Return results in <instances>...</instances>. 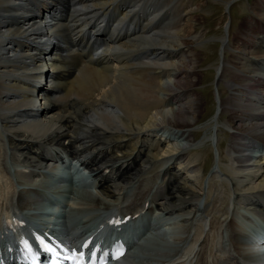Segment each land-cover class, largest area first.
<instances>
[{"label":"bare ground","instance_id":"6f19581e","mask_svg":"<svg viewBox=\"0 0 264 264\" xmlns=\"http://www.w3.org/2000/svg\"><path fill=\"white\" fill-rule=\"evenodd\" d=\"M237 1L221 3L227 10ZM190 2L0 0V236L14 220H23L20 210L35 214L30 197L39 196L36 177L42 170L59 173L54 159L65 153L97 183L96 195L87 196L97 203L85 211L101 220L98 226L109 215L132 216L146 204L165 215L179 214L188 223L186 229L176 224L171 232L184 230L177 241L155 234L157 239L145 240L136 255L120 264L247 260L229 251L237 248L234 240L229 247L224 243L233 227L223 218L233 203V209L248 206L264 220V0L249 7V29L231 39L230 25H224L217 40V108L204 121L194 87L200 78L197 47L205 41L202 31L192 30L200 22L194 13L198 7L193 12ZM86 30L91 37L103 33L106 44L85 61L69 56L68 65H59L57 43L82 38ZM246 56L253 61L244 66ZM259 65L263 73L257 72ZM241 68L244 75L237 70ZM223 74L232 75L237 85L228 78L230 97L222 100L217 81ZM38 76L46 80L38 81ZM224 112L229 115L222 124L218 118ZM221 126L230 130L224 156L218 152ZM197 129L204 133L200 141ZM203 143L215 152L206 177ZM252 150L261 154L252 155ZM26 198L28 206L21 208ZM222 203L226 206L219 213ZM81 210L65 218L64 230L76 228L70 221L79 224ZM234 220L240 228L243 220Z\"/></svg>","mask_w":264,"mask_h":264},{"label":"rangeland","instance_id":"374dc122","mask_svg":"<svg viewBox=\"0 0 264 264\" xmlns=\"http://www.w3.org/2000/svg\"><path fill=\"white\" fill-rule=\"evenodd\" d=\"M221 1L223 0H191L190 2V8L194 10L198 7V9L196 10V12H194L198 19L200 24L197 26H195L192 30L194 32H199L202 31L201 33L203 34V39H204V43L201 44L200 48L197 50H199V71H200V78L198 80V85L194 87L195 92L197 93V95L201 98V101L203 103L202 105V113H201V119L200 121H204L207 120L212 114L215 113L216 108H217V88L215 87V82H216V78H217V72H216V68L217 66H219L220 61L219 57H220V43L217 41L219 37L222 36V33L224 32V25L226 24V22L230 25L229 27V31L231 33V39L233 37V35L241 30L244 29H249L250 28V23H251V18H252V14L251 11L249 9L250 6L253 5L254 0H240L237 1L235 3H232L231 6L229 7V9L226 10V6L223 5L221 3ZM228 1V0H225ZM226 12L228 13V15L226 14ZM259 12V10H258ZM260 13V12H259ZM259 16V14H258ZM162 23V22H161ZM245 37L247 40H249L250 38L247 37V33H244ZM249 38V39H248ZM227 40V39H226ZM52 43H49L53 46H55L53 44V40L51 39ZM250 43V44H249ZM48 44V43H46ZM226 44V41H225ZM248 44L251 45V41H248ZM229 47L230 43H229ZM229 47H227L229 49ZM55 48H57V46H55ZM231 49V48H230ZM264 51V50H263ZM239 54V53H238ZM262 54H264V52H262ZM198 55V54H197ZM227 54L224 53V57L227 58ZM251 59L247 60V56L244 59V66L246 64V62L248 61H253L252 56H248ZM218 59V60H217ZM248 62V65L251 64ZM226 64V63H225ZM262 67H264V62L261 63ZM261 66L259 65L257 67V72L258 73H263ZM46 67L48 68V66L46 65ZM243 69V71H242ZM238 71H240L241 75H244L246 72L244 71L245 68H241V69H237ZM261 70V71H260ZM242 72V73H241ZM232 76V75H231ZM228 77L227 74H223L222 75V81L218 82V90H219V97H221V99H228V97H230V95H228L229 92H227V79L230 78V83L229 84H234L237 85V81L234 80L232 77ZM38 81H45L44 78H40ZM235 81V82H234ZM46 83V82H45ZM226 83V85H225ZM47 85V83H46ZM214 91V92H212ZM168 108V107H166ZM229 112H224L220 115V117L218 118V121L222 124L227 123V118H228ZM244 125L246 124V122L244 121L243 123ZM221 130V131H220ZM197 136H196V140L200 141L202 139V135L203 130L201 129H197ZM230 132L229 128L227 126H221V128H219V132L217 134V138H218V145H219V150L222 154V156H224V148L227 147V145L230 143L229 141V137H228V133ZM166 133L169 132H165V135H167ZM230 134V133H229ZM245 134V133H244ZM229 141V143L227 144V142ZM209 143H203L201 144L202 147H204V149H202V151H206L207 154V160L205 161V165H204V177L207 176V174L209 173L210 169H212L213 167V163H214V150L210 147ZM200 145V146H201ZM204 145V146H203ZM207 145V146H206ZM199 146V145H196ZM224 150V152H223ZM263 150V149H261ZM205 154V155H206ZM251 154H257L254 150H252ZM221 161L226 164L227 159L222 158ZM221 162V163H222ZM209 170V171H207ZM207 171V173H205ZM13 179H15L14 175H12ZM17 180V179H15ZM38 180V179H37ZM215 182L218 184L217 180H215ZM79 182H77L78 184ZM27 184V183H26ZM23 184V185H26ZM29 184V183H28ZM33 183H31L32 185ZM35 184V183H34ZM39 186L46 188L49 192H60L59 194H61L62 196H65L66 198L70 197V202L68 205V200L66 201V204L68 206L67 210L68 211L67 214H73L74 212L77 213V210L82 209L81 210V216L82 217H89L90 212H92V210L90 211H85V207L86 208H92L94 203L96 204L97 200L93 199L94 201H91L87 198V196L89 194H92L93 196L96 195V189H92L90 187H83V186H76L74 184L71 183L70 186L68 185H64L63 187L60 185H56L53 184V182L48 179V178H42L40 179V182L38 183ZM68 186V187H67ZM22 188V187H21ZM88 193V194H87ZM106 199V198H105ZM109 200V199H106ZM26 201H22L20 204L21 208H24V206H26ZM88 203L89 206H86L85 204ZM225 203V201H224ZM226 205L223 206V203L220 204V207L218 209V212L221 213V209H223V207H225ZM234 205L233 203H231V205L228 207L226 215L223 218L224 219V224L226 225L227 222L229 221L232 225V227L234 226L233 220L238 217L244 218V217H248L247 224L251 223L252 227L254 229H257L258 226L260 225H264L263 223L257 221L255 219V216L253 214L250 213H245L242 209H233ZM28 208V207H27ZM39 211H43V209L40 208ZM42 219L40 220H45L46 217H42ZM178 218V217H177ZM232 220V221H231ZM255 222V224L253 223ZM184 225H182L183 227ZM174 230H171V232H173ZM232 231V230H231ZM235 231V230H234ZM184 230H180L179 233L175 234V235H171L170 237L172 238L171 241H169L170 243H172V241H177L178 239H180L181 237H183L184 235ZM235 234H233L230 239L229 236L227 235V232L224 234L225 239L230 242V240H232L234 237L235 241L240 242L241 240H244L245 238V234L240 233L235 231ZM157 236V235H155ZM155 236H153L152 238H156ZM181 236V237H180ZM163 239H165L166 237H161ZM232 238V239H231ZM157 239V238H156ZM166 240V239H165ZM229 244V243H228Z\"/></svg>","mask_w":264,"mask_h":264}]
</instances>
